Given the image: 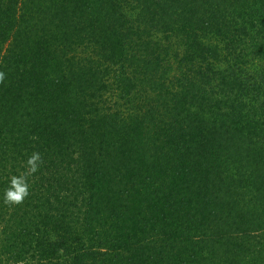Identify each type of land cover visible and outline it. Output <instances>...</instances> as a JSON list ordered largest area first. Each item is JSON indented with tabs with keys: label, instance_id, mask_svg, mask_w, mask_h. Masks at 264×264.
<instances>
[{
	"label": "trees",
	"instance_id": "obj_1",
	"mask_svg": "<svg viewBox=\"0 0 264 264\" xmlns=\"http://www.w3.org/2000/svg\"><path fill=\"white\" fill-rule=\"evenodd\" d=\"M0 72V264H264V0H0Z\"/></svg>",
	"mask_w": 264,
	"mask_h": 264
},
{
	"label": "clouds",
	"instance_id": "obj_2",
	"mask_svg": "<svg viewBox=\"0 0 264 264\" xmlns=\"http://www.w3.org/2000/svg\"><path fill=\"white\" fill-rule=\"evenodd\" d=\"M4 80V74L0 72V82ZM38 161H41L39 153H33L28 159L27 164L29 166V173H35L38 170ZM29 195V185L27 183V176L22 175L19 177H13L10 187L5 193V201L8 204H20L25 197Z\"/></svg>",
	"mask_w": 264,
	"mask_h": 264
},
{
	"label": "rangeland",
	"instance_id": "obj_3",
	"mask_svg": "<svg viewBox=\"0 0 264 264\" xmlns=\"http://www.w3.org/2000/svg\"><path fill=\"white\" fill-rule=\"evenodd\" d=\"M89 94V93H88Z\"/></svg>",
	"mask_w": 264,
	"mask_h": 264
}]
</instances>
